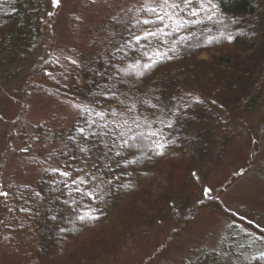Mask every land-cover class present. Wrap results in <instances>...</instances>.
I'll list each match as a JSON object with an SVG mask.
<instances>
[{"label":"rangeland","instance_id":"1","mask_svg":"<svg viewBox=\"0 0 264 264\" xmlns=\"http://www.w3.org/2000/svg\"><path fill=\"white\" fill-rule=\"evenodd\" d=\"M43 1L53 37H46L51 43L49 64L40 65L33 73L35 60L17 65L13 69H18V74L13 72L14 77L0 84V183L8 197L20 201L29 200L26 194L36 180L43 179V188L54 184L52 170L59 165L69 137H74L79 128L84 129L85 136L98 134L84 142L91 151L79 161L80 168L94 170V163L101 168L109 163L114 146L109 151L104 144L114 145L115 135L125 131L126 120L118 116L103 120L97 117L95 112L102 108L101 96L96 94L109 84L113 72L110 56L134 42L132 33L143 34V25L135 26L136 21L148 16L143 12L136 14L142 0ZM255 1L257 12L249 26L256 32L255 48L236 66L240 75L225 80L229 86L225 97L214 98L213 103L217 102L221 111L206 102L211 98V74L203 67L174 73L158 89L154 113L148 118L159 138L158 145L176 140L177 129L188 128L191 116L203 120L192 141L195 154L199 155L195 174L184 168V173L177 171L173 194L156 187L162 206L148 211L140 226L120 242L110 257L92 256L83 264H185L191 263L200 250H215L229 224L226 215L207 204L181 223L196 203L178 212L175 207L180 205L179 200L198 203L216 198L225 210L248 223H257L259 228L264 226V133L257 139V131L264 128V94L254 109L240 115L241 104L259 89L264 76V0ZM83 105L95 112L78 113ZM169 120L172 127L165 126ZM93 121L95 124L89 127ZM158 149L163 151L164 147ZM185 152H176L178 157L171 161L174 166ZM205 189L210 191L206 194ZM41 211H32L30 232L37 241L45 243L54 234L51 221L57 225V219L48 209ZM68 245L69 240L50 250L70 253ZM21 247L15 234L4 232L0 264H45L34 262L27 246L25 251ZM78 261L73 258L70 264Z\"/></svg>","mask_w":264,"mask_h":264},{"label":"trees","instance_id":"2","mask_svg":"<svg viewBox=\"0 0 264 264\" xmlns=\"http://www.w3.org/2000/svg\"><path fill=\"white\" fill-rule=\"evenodd\" d=\"M212 4L214 8L209 6L206 12H199V16L187 17L202 23L176 32L167 28L164 31L168 35L158 33V39L142 40L139 45L130 41L128 47L110 56L113 72L108 86L114 87L116 95L111 96L105 88L109 98L101 96L100 107L105 118L118 116L126 121L125 131L114 137V155L107 167L103 164L101 168L98 163H94V170L80 168L79 161H82L85 153L79 151L77 141L81 146H84V141L76 133V139L67 141L56 167L60 171L71 172V176L66 178L54 172L52 177L56 178L55 182L47 188H43L42 178L36 180L31 191L26 194L29 199L26 201L13 199L11 195L8 198L0 196V243L4 232L15 234L22 244L21 248L25 251L26 245L28 252L34 255V262L45 264H70L73 258L79 259L77 264H83L92 256L110 257L120 242L140 226L148 211L162 206L156 187H163L167 193L173 194L177 171H183L184 168V171L195 174L199 155L195 154L192 141L197 138L198 127L203 120L191 116L188 119L189 127H179L176 132L178 138L169 140L164 150L160 151L159 138L157 134H151L153 131L148 118L154 113L160 92L158 89L167 77L200 67L211 74V98L207 99V104L215 110H222L217 102L213 103L214 98L225 97L229 90L225 80L229 76L240 75L235 71L236 66L255 48L256 32L249 26L256 15L257 4L255 0H212ZM45 6L43 0H0V84L18 74V69H13L17 65L35 60L31 66L33 73L49 64L51 43L48 39L53 40V37ZM208 16L212 18L209 20ZM165 23L168 21L165 20ZM156 27H163V24L143 25V29L153 31ZM47 36L49 38L46 41ZM157 51L167 55H161L153 67L144 71L142 65L150 62L149 56L156 60L154 53ZM13 72L16 74L12 76ZM138 72H142V75L138 76ZM263 94L264 76L259 89L241 104L240 115H247L254 109ZM120 101H125V104ZM132 105L134 109L127 111ZM195 105L199 107L200 104ZM111 111H115L116 116L110 115ZM263 133L264 128L260 127L257 139H261ZM137 137H142V140L136 142L130 139ZM126 140L129 146L121 147ZM179 149L186 152L176 159L179 164L174 166L171 161L174 156L178 157L176 152ZM117 151L122 155L117 156ZM73 179L85 182L73 184ZM77 188L79 191H76ZM36 193L40 195L36 196ZM179 202L180 205L175 207L178 212L196 203L181 223L207 204L214 205L224 213L229 223L215 250H200L191 263L185 264H264V260L252 258L264 252V239H253L264 238V226L259 228L257 223H248L237 214L225 210L216 198L198 203ZM34 208L42 211L48 209L52 217L57 219V225L51 221L54 234L45 243L37 241L30 232ZM78 216H83V221ZM28 234L31 241H28ZM68 240L71 244L67 246L70 253L58 254L50 250H55L58 245L64 246ZM26 254L29 256L26 258L30 259V255ZM26 264L29 263L26 261Z\"/></svg>","mask_w":264,"mask_h":264},{"label":"snow or ice","instance_id":"3","mask_svg":"<svg viewBox=\"0 0 264 264\" xmlns=\"http://www.w3.org/2000/svg\"><path fill=\"white\" fill-rule=\"evenodd\" d=\"M94 2V0H93ZM53 3H57V0H53ZM212 7L214 8L215 6L212 4V0H142V2L140 3V6L136 8V14L137 16H139L140 13H147L148 14V18H144V19H137L136 21V25L135 26H139V25H157L159 24H163V27H156L155 31L150 30V29H141V31L143 32V35H137L135 33H132V38L134 40V42L139 45L140 42L142 40H150V39H158L157 34H161V35H168V33H166L164 30L167 28H171L173 32H176L180 29L186 28L190 25H194L195 23H202L203 21H192L189 20L187 17H197L199 16V12L204 11L206 12L208 10V7ZM209 20L212 18L211 16L207 17ZM165 20L168 21V23H165ZM230 39V38H229ZM172 49H170L171 51ZM119 51V49H118ZM157 57L156 60H153L152 56L148 57V60L150 61L149 63H145L142 65V69L144 71L149 70L151 67H153V65L158 62L159 57L161 55H167L166 53H159L158 51L156 53H154ZM70 63L76 64L75 60H71ZM132 67V66H130ZM137 75H142V72H138ZM107 92L111 94V96H115L116 92L114 91V87L113 86H107ZM97 96H104L105 99H108L109 96L106 94L104 89H101V91H99L97 94ZM198 102V101H197ZM121 104H125V101H120ZM74 108H77L76 105H73ZM134 105H132L131 107L127 108V111H132L134 109ZM93 112H95V109H89L88 105H83L81 107L78 108V113L82 114V113H88L89 115H91ZM116 112L115 111H111L110 115L112 116H116ZM175 114V113H173ZM95 115L97 117H99L101 120L104 119V112H95ZM163 123V121H161ZM85 123H87V121H85ZM95 124V121H93L91 124H89V127H92ZM166 127H172V122L169 120L167 122V124L165 125ZM78 132V136L84 141L87 142L89 141V138L91 136H97L98 134L96 132H91L89 133L88 136L84 135V129L83 128H79L77 129ZM153 136L156 135L155 132L151 133ZM99 135H106V133H100ZM76 139V137H69V140H74ZM130 139H134L136 142L142 140V137H137V138H130ZM95 143V142H94ZM77 146L79 147V151L81 153H85V152H90L91 148L86 147V146H81L79 140L77 141ZM114 145H108L107 143L104 144L105 148H108L109 151L111 150V148ZM128 141L126 140L124 142L123 145H121V147H128ZM159 148H163L165 147L164 144H159L158 145ZM157 154H161L159 152H157ZM105 156L108 155L107 152L104 153ZM117 156L122 155L121 152L117 151L116 152ZM105 167H107V164L105 165ZM53 172H58V174L60 176L63 177H69L72 175L71 172L64 170V171H60L58 169H53ZM73 184H77V183H84L85 181L80 179H73L71 181ZM108 183H111V181H108ZM65 186H67V184H65ZM76 191H79V188L76 189ZM210 190L209 189H205V193L207 194ZM87 194V193H85ZM9 195V193L7 191H3L0 190V196H3L5 198H7ZM36 196H39L40 193H36ZM91 198V196L89 197ZM5 205H7V201L5 200ZM9 210H11V208H9ZM22 211H26V209H22ZM87 215V214H85ZM79 220L83 221L84 217L83 216H78L77 217ZM93 219L95 217H92ZM229 227H232V225H229ZM251 235V234H249ZM254 240H262L264 238L261 237H254ZM253 259H259V260H264V252H261L259 257H252Z\"/></svg>","mask_w":264,"mask_h":264}]
</instances>
